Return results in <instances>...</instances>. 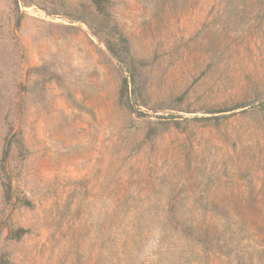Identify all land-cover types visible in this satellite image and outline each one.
Listing matches in <instances>:
<instances>
[{"label": "rangeland", "instance_id": "374dc122", "mask_svg": "<svg viewBox=\"0 0 264 264\" xmlns=\"http://www.w3.org/2000/svg\"><path fill=\"white\" fill-rule=\"evenodd\" d=\"M0 264H264V0H0Z\"/></svg>", "mask_w": 264, "mask_h": 264}, {"label": "trees", "instance_id": "16d2710c", "mask_svg": "<svg viewBox=\"0 0 264 264\" xmlns=\"http://www.w3.org/2000/svg\"><path fill=\"white\" fill-rule=\"evenodd\" d=\"M100 9L102 8V2L104 1V0H92ZM108 49H109V51L114 55V56H116L115 54H114V52H113V50L111 49V47H109L108 46ZM120 96H121V98H122V93L120 94Z\"/></svg>", "mask_w": 264, "mask_h": 264}]
</instances>
